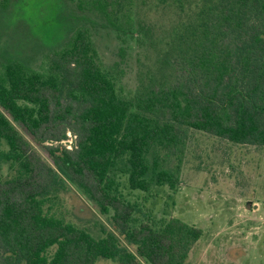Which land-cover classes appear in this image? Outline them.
I'll list each match as a JSON object with an SVG mask.
<instances>
[{
    "label": "trees",
    "instance_id": "1",
    "mask_svg": "<svg viewBox=\"0 0 264 264\" xmlns=\"http://www.w3.org/2000/svg\"><path fill=\"white\" fill-rule=\"evenodd\" d=\"M70 1L71 37L41 71L2 56L0 264H187L204 230L147 204L154 188L177 189L193 131L264 149V0ZM12 2L0 0V14ZM150 3L188 18L157 43L136 18ZM88 25L123 41L118 62L104 64ZM124 38L156 58L129 94ZM70 184L108 218L99 236L55 213Z\"/></svg>",
    "mask_w": 264,
    "mask_h": 264
},
{
    "label": "rangeland",
    "instance_id": "2",
    "mask_svg": "<svg viewBox=\"0 0 264 264\" xmlns=\"http://www.w3.org/2000/svg\"><path fill=\"white\" fill-rule=\"evenodd\" d=\"M150 4L137 8L136 18L157 43L165 40L181 19L188 18L189 11L181 13ZM74 7L70 0H13L7 12L0 14V64L4 60L2 56L9 55L41 71L46 55L61 50L70 39L72 21L68 11L73 12ZM90 17L97 22L94 16ZM88 27L104 64L118 62L123 41L109 30ZM124 39H127L126 53L131 54L122 85L129 94L137 89L142 75L155 68L156 58L145 57L146 53H153L151 48L135 42L132 49L129 38ZM68 140L66 145L72 141L69 136ZM33 144L44 159L52 163L46 150ZM177 164V158L171 157L167 167L174 169ZM3 175L11 176L8 166L4 167ZM124 191L134 200L144 198L141 192ZM152 193L147 206L158 219L178 218L204 230L187 264H264L263 148L240 146L193 131L177 189L165 186L154 188ZM55 211L66 222L96 236L100 235L102 226L111 227L97 206L71 184L60 194ZM97 264L115 263L101 260Z\"/></svg>",
    "mask_w": 264,
    "mask_h": 264
},
{
    "label": "built area",
    "instance_id": "3",
    "mask_svg": "<svg viewBox=\"0 0 264 264\" xmlns=\"http://www.w3.org/2000/svg\"><path fill=\"white\" fill-rule=\"evenodd\" d=\"M68 136L70 139H72L70 145H66V143H65L67 141H70V140H68V138L62 142V145L65 144L64 146H66L69 150H72L75 143H76V136H74L71 132L68 133Z\"/></svg>",
    "mask_w": 264,
    "mask_h": 264
}]
</instances>
